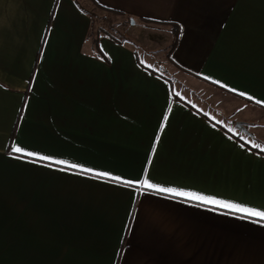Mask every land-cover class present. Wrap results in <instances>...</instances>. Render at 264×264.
Here are the masks:
<instances>
[{
    "label": "crops",
    "instance_id": "crops-1",
    "mask_svg": "<svg viewBox=\"0 0 264 264\" xmlns=\"http://www.w3.org/2000/svg\"><path fill=\"white\" fill-rule=\"evenodd\" d=\"M13 146L264 210V0H0V264H264V220Z\"/></svg>",
    "mask_w": 264,
    "mask_h": 264
},
{
    "label": "snow or ice",
    "instance_id": "snow-or-ice-1",
    "mask_svg": "<svg viewBox=\"0 0 264 264\" xmlns=\"http://www.w3.org/2000/svg\"><path fill=\"white\" fill-rule=\"evenodd\" d=\"M216 83H219V81H217ZM232 91H236V90L233 89ZM240 95L243 96V95H245V93H240ZM249 99H252V97H249ZM257 102L260 103L259 101H257ZM253 146L256 148H260L259 144H253ZM11 151L13 153L21 154L20 157H18V158L32 157V158H35L33 160V162H39V161L48 162V164H47L48 167L61 166L60 167L61 171L79 170L81 174H84V173L94 174L95 176H97L99 178H107L113 182L123 183V184H126L128 186H133L135 183H141L142 186L147 188V189H156L159 192L173 193L174 195H177V196H189L193 200L203 201L204 203H207V204H220L221 207L234 209L237 212L246 213L250 217H255V218H259L260 220H264V210H257L254 208L242 207V206L234 204V203L222 202V201H219L216 199H212V198L205 197L202 195H196L193 193H188V192H183V191L178 192L172 188L158 187L157 185L150 183L147 179L140 181V182L125 180L119 176H112L109 173L99 172V171L93 170L91 168H86V167L79 165V164H76V163H72L69 161L61 160V159H55V158L49 157V156L39 155V154H37L35 152H31V151H26L25 149H23L22 147H19V146H13Z\"/></svg>",
    "mask_w": 264,
    "mask_h": 264
},
{
    "label": "rangeland",
    "instance_id": "rangeland-1",
    "mask_svg": "<svg viewBox=\"0 0 264 264\" xmlns=\"http://www.w3.org/2000/svg\"><path fill=\"white\" fill-rule=\"evenodd\" d=\"M93 24L96 28L102 27L108 34L118 39H123V36L128 34L130 28L129 21L126 18L110 12L95 14ZM133 31L134 29L131 27L130 32ZM243 137H245L244 134Z\"/></svg>",
    "mask_w": 264,
    "mask_h": 264
},
{
    "label": "trees",
    "instance_id": "trees-1",
    "mask_svg": "<svg viewBox=\"0 0 264 264\" xmlns=\"http://www.w3.org/2000/svg\"><path fill=\"white\" fill-rule=\"evenodd\" d=\"M111 12L112 13H114V14H116V15H122V13H120V12H117V11H112L111 10ZM132 20V19H131ZM130 20V21H131ZM174 31H175V33H176V29H174ZM103 35H109V36H111V37H113L112 35H110V34H108L106 31H105V29H103L102 27H95L94 26V24H93V21H92V26H91V30H90V37H92V39H93V42H94V45L96 44V45H98V41H99V37H101V36H103ZM176 35H177V33H176ZM177 37H178V35L176 36V41H177ZM176 41L174 42V44L172 45V47H174L175 46V43H176ZM171 47V48H172ZM257 149V148H256Z\"/></svg>",
    "mask_w": 264,
    "mask_h": 264
},
{
    "label": "water",
    "instance_id": "water-1",
    "mask_svg": "<svg viewBox=\"0 0 264 264\" xmlns=\"http://www.w3.org/2000/svg\"><path fill=\"white\" fill-rule=\"evenodd\" d=\"M240 125V124H239Z\"/></svg>",
    "mask_w": 264,
    "mask_h": 264
}]
</instances>
